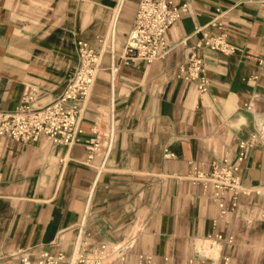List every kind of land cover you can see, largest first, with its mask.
<instances>
[{"label":"crops","instance_id":"crops-1","mask_svg":"<svg viewBox=\"0 0 264 264\" xmlns=\"http://www.w3.org/2000/svg\"><path fill=\"white\" fill-rule=\"evenodd\" d=\"M175 2L189 9L169 31L168 56L127 62L139 0H123L113 72L110 42L100 40L120 0H0V110L16 109L28 92L35 106L53 102L79 66V41L103 49L77 143L0 136V257L70 258L85 222L88 244L132 240L133 256L157 264H188L197 252L206 264H264V142L240 162L251 194L238 212L222 214L212 189L193 179L216 158L237 161L264 124V0ZM217 32L233 53L205 45ZM194 52L204 59L205 92L180 70ZM217 233L234 240L210 239Z\"/></svg>","mask_w":264,"mask_h":264},{"label":"built area","instance_id":"built-area-1","mask_svg":"<svg viewBox=\"0 0 264 264\" xmlns=\"http://www.w3.org/2000/svg\"><path fill=\"white\" fill-rule=\"evenodd\" d=\"M122 4L123 0H120L117 16L111 22L108 37L100 40L102 44L106 40L110 42L113 72L119 68L115 61V43L117 19ZM188 9V4L178 5L175 0H139L134 25L121 59L127 62L135 59L152 62L166 58L172 49L168 37L169 31L179 21L182 12ZM205 45L224 54L235 51V47L228 42L225 32L209 34ZM102 53V48L98 49L89 42L79 41V66L67 83L63 94L53 102L38 107L35 106L34 92H28L16 109L0 110V136H8L20 141H36L41 136H47L55 144L73 146L77 143L83 133V102L90 95L102 67ZM180 70L188 79L197 82L199 91H207L209 78L205 73L204 59L197 52L192 53L181 63ZM114 139L115 130L112 128L108 152L113 147ZM262 142H264V124L249 140L241 143L237 161H232L225 155L212 160L208 171L199 167L194 168L193 179L202 183L206 189H212V196L222 214L236 211L242 196L251 194L239 174L240 162L246 157L248 150ZM90 148L92 152L87 162L93 158L94 147ZM166 155L173 156L168 151ZM84 223L82 222L79 238L74 244V251L70 258L63 252L53 254L43 251L37 260L27 253H12L0 257V264H157L151 255L139 253L133 256L131 250L134 241L132 240L116 244L106 241L97 245L88 244L81 235ZM210 239L226 240L231 243L234 237L217 233L210 236ZM207 259L208 256L197 252L189 258L188 264H206ZM228 263L229 258L225 257L224 264Z\"/></svg>","mask_w":264,"mask_h":264},{"label":"rangeland","instance_id":"rangeland-1","mask_svg":"<svg viewBox=\"0 0 264 264\" xmlns=\"http://www.w3.org/2000/svg\"><path fill=\"white\" fill-rule=\"evenodd\" d=\"M234 212H238V209L236 210V211H234ZM97 245V244H96Z\"/></svg>","mask_w":264,"mask_h":264}]
</instances>
